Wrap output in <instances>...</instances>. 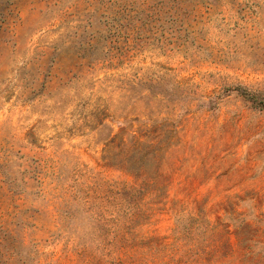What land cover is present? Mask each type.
I'll use <instances>...</instances> for the list:
<instances>
[{"label": "rangeland", "instance_id": "rangeland-1", "mask_svg": "<svg viewBox=\"0 0 264 264\" xmlns=\"http://www.w3.org/2000/svg\"><path fill=\"white\" fill-rule=\"evenodd\" d=\"M0 264H264V0H0Z\"/></svg>", "mask_w": 264, "mask_h": 264}]
</instances>
